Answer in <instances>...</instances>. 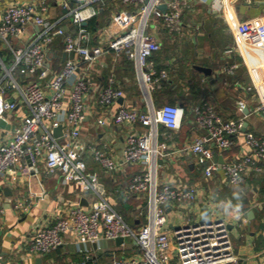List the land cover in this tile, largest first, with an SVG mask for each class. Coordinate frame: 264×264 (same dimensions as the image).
I'll use <instances>...</instances> for the list:
<instances>
[{"label":"built area","instance_id":"2783aa9c","mask_svg":"<svg viewBox=\"0 0 264 264\" xmlns=\"http://www.w3.org/2000/svg\"><path fill=\"white\" fill-rule=\"evenodd\" d=\"M75 1L76 7L58 20L51 18L47 0L13 1L0 11V41L9 53L7 59H0V118L21 105L27 108V114L12 135L0 143V176L13 175L18 168L26 174L37 173L43 163L50 172H59L65 183L91 195L87 206L79 200L72 202L55 222L38 225L29 238L31 251L48 254L63 246L67 235L73 233L81 242L118 238L137 241L139 256L115 258L107 264H173L175 259L178 264H240L225 219L188 218L171 233L167 205L190 204L197 199L199 190L197 186L160 183L158 177L159 159L165 155L159 128L180 129L185 109L170 103L155 106L154 93L170 77L169 71L160 69L154 59L162 49L155 30L162 27L169 34H180L184 27L183 13L193 7L195 0H120L132 10L114 13L112 24L119 29L102 33L97 43L85 23L100 14L107 0ZM64 5L69 7L68 2ZM162 5H166L165 10ZM67 18L78 27L75 34L61 26V21ZM28 26H37L39 30L29 42L21 43ZM239 29L242 34L252 32L257 44L264 46V23L255 27L243 24ZM58 37H63L66 57L56 69L49 63V52ZM109 53L125 55L134 62L136 78L147 103L144 112L119 105L114 122L127 127L128 133L118 157L107 146L97 147L82 140L91 97L97 96L103 108L125 97L115 75L101 85L92 79L93 66ZM236 67L226 70L233 72ZM67 104L69 110L65 114ZM247 109V103L240 100L238 110L242 116L226 120L208 102L194 108L195 123L205 134L187 149L197 154L199 165H205L206 176L221 171L230 183L240 185L246 175L264 173V135L243 130ZM252 112L264 116V97L256 98ZM105 122L102 119L99 123ZM62 124H66L67 130L57 137L54 129ZM138 125L149 128L148 132L140 131ZM241 134L248 151L229 161L215 160L216 151L230 150L234 138ZM211 141L216 147L210 145ZM88 156L107 172L119 171L133 163L146 165L127 186L128 193L144 195L147 200V206L138 210V215L146 219L139 228H133L101 193L99 175L90 171Z\"/></svg>","mask_w":264,"mask_h":264},{"label":"crops","instance_id":"0c3cea01","mask_svg":"<svg viewBox=\"0 0 264 264\" xmlns=\"http://www.w3.org/2000/svg\"><path fill=\"white\" fill-rule=\"evenodd\" d=\"M13 1L30 0H0V11ZM47 1L53 20L62 19L77 5L75 0ZM64 2H68L69 7ZM105 4L112 8L111 17L96 32L91 30L94 43L102 38V33H114L119 29L112 24L114 13L132 10L120 0H107ZM182 21L184 27L180 34H169L162 27L155 30L162 42L155 61L158 59L161 67H168L172 72L178 71L177 76L169 77L163 89L154 93L155 106L170 103L185 109L180 129L159 128V141L165 155L159 159L158 177L160 183L197 186L199 193L190 204L167 205L168 227L173 233L188 218L195 221L225 219L240 264H264V173L248 174L240 185H233L221 171L215 170L211 176H206L205 165H199L197 154L187 149L205 134V130L195 123L194 113V108L204 102L212 104L226 120H231L242 116L238 104L244 100L248 105V113L244 112L247 123L244 131L264 135V116L252 112L256 98L264 97V46L257 44L252 32L242 34L239 29L243 24L255 27L264 23V0H195L193 7L183 13ZM61 26L72 34L78 29L71 18L62 20ZM38 30L37 26H28L21 43L29 42ZM63 54V37H58L50 48L49 63L59 69L65 59ZM8 57V50L1 42L0 59ZM233 65L237 66L233 72L226 70ZM113 75L124 89L125 97L115 105L103 108L98 97L92 96L88 101L82 140L97 147L107 146L118 157L125 147L128 133L127 127H119L114 122L119 105L126 104L144 112L147 103L133 61L109 53L93 66L92 79L98 85L106 84ZM68 105H65V114ZM26 114L27 108L21 105L13 113L0 118V143L12 135ZM102 119L106 121L104 124L99 123ZM61 126L64 133L67 126ZM137 127L142 132L149 130L142 125ZM210 145L216 147L213 141ZM247 151L244 134H241L234 138L230 150L224 153L217 150L215 160L229 161ZM88 164L90 171L99 175L107 197L117 210L124 213L128 223L135 229L144 224L146 219L138 215V210L147 206L146 197L128 193L127 186L146 165L133 163L119 171L107 172L92 156H88ZM7 187L12 191L11 195L6 194ZM90 198L89 193L65 183L59 172H50L43 163L37 173L26 174L18 168L13 175H1L0 264H107L115 258L139 256L140 247L134 238L120 242L118 239H102L91 243L77 240L73 233L67 235L63 246L48 254L31 251L29 238L38 225L55 222L72 202L79 200L87 206ZM249 210L253 215H249ZM173 264H178L176 259Z\"/></svg>","mask_w":264,"mask_h":264},{"label":"trees","instance_id":"16d2710c","mask_svg":"<svg viewBox=\"0 0 264 264\" xmlns=\"http://www.w3.org/2000/svg\"><path fill=\"white\" fill-rule=\"evenodd\" d=\"M108 2H109V1H108ZM108 2H107V3H108ZM106 6H107V4H105V5L103 6V8H102L103 10L101 9L99 16H97V17L91 19V20L88 22L87 27H88L90 30H92L93 32H96V31L99 30L102 26H104V24L106 23V20H107L108 18L111 17L110 14L112 13V12H111V11H112V8H111V7H108V6H107V8H106ZM162 41H163V38H162ZM122 57H123L124 59L129 60L125 55H123ZM155 59H156V55H155ZM129 61H130V60H129ZM156 63H157V66H158L160 69H162V68L167 69V70L169 71V73H170V76H171V75H173V76H177V75H178V71H173V72H172V70H170L168 67H161L160 64H159V62H158V59H157ZM166 82H167V81L164 82V84H163V86H162L161 89H163L164 86L167 84ZM159 90H160V89H158L157 91H159ZM155 93H156V92H155ZM183 121H184V120H183ZM119 190L122 191L123 189L121 188V189H119ZM112 203H113V202H112ZM113 206H114V203H113ZM120 212H121V211H120ZM121 214L124 216L125 219H127L123 212H121ZM126 221H127V220H126ZM127 222H128V221H127Z\"/></svg>","mask_w":264,"mask_h":264},{"label":"water","instance_id":"95a60500","mask_svg":"<svg viewBox=\"0 0 264 264\" xmlns=\"http://www.w3.org/2000/svg\"><path fill=\"white\" fill-rule=\"evenodd\" d=\"M161 8L162 9H166V5H162L161 6ZM87 23H85V25H86ZM0 44H1V42H0ZM66 57V56H65ZM73 57V53H71L70 54V58H72ZM197 69L198 70H202V68L201 67H197ZM245 112L246 113H248V110H245ZM247 125V123L245 124V126ZM245 126H244V129L243 130H245ZM62 134H63V128H62V126H59V127H56L55 129H54V135L55 136H57V137H60V136H62ZM99 190L102 192V194L104 195V196H107V193H106V191H105V188H104V186L102 185V184H99ZM6 194L7 195H11L12 194V191L10 190V188L9 187H7L6 188ZM248 210V209H247ZM249 215H253V211H251V210H249ZM123 240V238H118V241L120 242V241H122Z\"/></svg>","mask_w":264,"mask_h":264},{"label":"clouds","instance_id":"9594fccd","mask_svg":"<svg viewBox=\"0 0 264 264\" xmlns=\"http://www.w3.org/2000/svg\"><path fill=\"white\" fill-rule=\"evenodd\" d=\"M239 209H237V211H238ZM238 218V217H237Z\"/></svg>","mask_w":264,"mask_h":264}]
</instances>
